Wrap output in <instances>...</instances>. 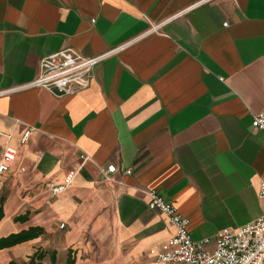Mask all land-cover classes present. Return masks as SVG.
Listing matches in <instances>:
<instances>
[{
	"label": "crops",
	"instance_id": "crops-1",
	"mask_svg": "<svg viewBox=\"0 0 264 264\" xmlns=\"http://www.w3.org/2000/svg\"><path fill=\"white\" fill-rule=\"evenodd\" d=\"M63 48L117 50L75 94L20 88ZM263 108L264 0H0V157L17 149L0 174V237L44 228L0 248V264L39 248L42 264H181L149 253L175 230L149 190L196 239L264 214Z\"/></svg>",
	"mask_w": 264,
	"mask_h": 264
},
{
	"label": "built area",
	"instance_id": "built-area-1",
	"mask_svg": "<svg viewBox=\"0 0 264 264\" xmlns=\"http://www.w3.org/2000/svg\"><path fill=\"white\" fill-rule=\"evenodd\" d=\"M226 22L224 25H227ZM95 56H84L73 48H63L43 56L36 78L20 88H45L55 95L63 96L80 92L89 87L93 80V70L112 52ZM254 128H264V108L253 120ZM30 131L24 134L23 142L28 139ZM2 132H0V135ZM9 136V135H8ZM17 158V149L6 145L0 157V174L7 172ZM116 166L111 164L105 175L111 179ZM131 173V169L126 170ZM76 171L70 172L63 182L54 184L55 194L65 191L73 182ZM148 206L168 217L174 233L165 241L152 246L149 253L162 263L181 264H264V214L237 229L218 230L213 237L196 239L190 229V219L179 213L170 201L156 189L148 192ZM260 197H264V175L260 182ZM63 227L64 224L62 223ZM214 243L212 248L206 245Z\"/></svg>",
	"mask_w": 264,
	"mask_h": 264
},
{
	"label": "trees",
	"instance_id": "trees-1",
	"mask_svg": "<svg viewBox=\"0 0 264 264\" xmlns=\"http://www.w3.org/2000/svg\"><path fill=\"white\" fill-rule=\"evenodd\" d=\"M4 216L3 207L0 206V220ZM27 215L16 216V220H25ZM44 233V228L41 226H32L28 229H23L18 232L10 233L6 236L0 237V248L10 247L18 243L28 241L30 239L36 238ZM47 252L44 249H37L32 255L28 256L27 259L21 261L10 260L6 264H42ZM55 260V255L52 258ZM70 264V263H68Z\"/></svg>",
	"mask_w": 264,
	"mask_h": 264
}]
</instances>
